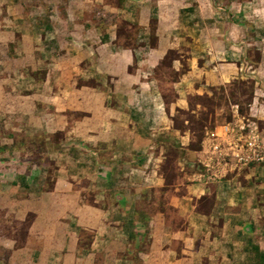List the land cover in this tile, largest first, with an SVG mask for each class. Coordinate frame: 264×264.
<instances>
[{"label": "crops", "instance_id": "obj_1", "mask_svg": "<svg viewBox=\"0 0 264 264\" xmlns=\"http://www.w3.org/2000/svg\"><path fill=\"white\" fill-rule=\"evenodd\" d=\"M48 1L67 9L56 26H43L41 49L67 52L58 61L73 69L70 89L42 99L55 115L46 111L41 129L80 146L67 143L51 157L53 172L13 174L31 189L21 202L35 215L27 240L41 239V263L82 256L94 264L105 250L123 264H264V163L229 167L221 183H194L188 159L201 143L192 149L188 120L175 121L178 111L199 114L190 99L250 82L248 117L263 123L264 143V0ZM58 8L46 11L57 17ZM54 77L44 78L45 92ZM65 111L86 116L68 129ZM149 194L161 205L145 203Z\"/></svg>", "mask_w": 264, "mask_h": 264}, {"label": "rangeland", "instance_id": "obj_2", "mask_svg": "<svg viewBox=\"0 0 264 264\" xmlns=\"http://www.w3.org/2000/svg\"><path fill=\"white\" fill-rule=\"evenodd\" d=\"M55 4L59 6L57 17L52 11H46V8L55 6ZM66 9V4L51 3L48 0H0V264H43L41 262L45 260V258L40 256V249L43 248L40 242L41 239L37 238L33 242L27 240L28 230L34 221L35 215L26 209L21 200L26 198L25 194L31 189L27 188L23 183L19 186L18 183L20 182L13 180V174L22 176L28 173H42V171L44 173L46 171L49 173L53 172L55 166L54 162L50 160L51 157L53 159L54 157H59V152L65 148V144L79 143L77 140L74 142L68 141L64 144V132L55 131L46 134L41 129L45 119L44 113L49 111V114L55 115L51 106L42 102L44 96L51 91L55 92L58 87L71 88V84H68L67 81L72 79V72L69 70L73 69L70 66L73 63L63 64L58 61V58H63L67 52L49 48L41 49L42 44L40 43L43 26L50 21H52V25L56 26L59 14L66 13ZM46 12L47 15L53 14V20L47 19ZM43 19L45 20L43 21ZM249 19L241 18V22L244 23L247 20L249 21ZM53 36L51 35L48 41H54ZM34 47L40 49H35ZM59 73L64 78L60 82H55L56 77L54 76ZM47 74L50 77H54V79L47 85L48 92L46 86L45 92L41 85ZM65 78L66 83L64 82ZM233 84L228 85L223 93L220 92L224 98H218L220 95L215 98L216 103L220 104V107L215 108L216 111L220 109L219 112L215 111L214 113L213 111L211 113V104L205 98L190 99V107H193V105L201 107L196 117L198 119L203 117L209 123L201 140L199 156L198 158H189V164L192 165L196 162L200 166L199 159L202 156V142L207 132L213 131L220 125L233 124L237 120H241L244 123L252 122L246 114L242 115L239 113L240 116L237 114L240 119L238 116H234L235 113L233 111L237 110L238 112V107L232 108L233 104L237 103L239 99L243 102L247 101L248 96H240L238 98V96L234 95L237 93L234 92L235 85ZM242 109H240L241 113L243 112ZM59 116V119L66 122L68 129H70V127L74 126L72 125L73 123L84 118L86 114L65 111ZM188 116L194 115L178 111L175 115V121L179 126H182V123L189 119ZM255 124L258 127L263 126L262 122H256ZM77 146L79 147L80 145L77 144ZM83 146L81 145V148H84ZM86 164L83 163V168ZM84 169L87 171L86 173H89L88 167ZM192 169L191 166V172ZM91 172L98 173L96 169ZM227 175L228 173L225 171L219 178H210L201 167V171H198L194 178V183L217 184L221 183ZM84 181L86 182L87 180ZM95 184L93 182L94 186ZM104 186V182L98 183V187H100L98 189L102 190ZM170 196L174 198L173 195ZM85 197L86 200L90 201L89 195L86 194ZM146 197L145 203H151L154 199L158 205L157 202H159L160 196L149 194ZM98 201H100L99 198ZM201 201V199L199 202L197 201L199 205H202L199 206V209H205L210 203L206 202L204 204ZM159 205H161L160 202ZM147 209L148 212H153L152 206ZM170 215L174 216L172 212H170ZM259 232L263 233V229ZM103 234H106V231ZM51 238L49 239L50 242L53 240ZM117 239L124 243L125 235L119 233ZM49 240L46 242V246L50 244ZM27 241L28 244L25 247ZM98 249L100 250L99 247ZM102 254L103 256L99 255L97 259L95 258L94 264L124 263L122 259L111 257L109 252L105 254V250H102ZM50 259L52 260L50 264L58 263V259ZM78 259V264H87L85 263L87 259L85 260L82 256ZM116 260H119V262H116Z\"/></svg>", "mask_w": 264, "mask_h": 264}, {"label": "built area", "instance_id": "obj_3", "mask_svg": "<svg viewBox=\"0 0 264 264\" xmlns=\"http://www.w3.org/2000/svg\"><path fill=\"white\" fill-rule=\"evenodd\" d=\"M200 166L211 178H219L229 167L264 163V143L254 122L237 120L205 134Z\"/></svg>", "mask_w": 264, "mask_h": 264}, {"label": "trees", "instance_id": "obj_4", "mask_svg": "<svg viewBox=\"0 0 264 264\" xmlns=\"http://www.w3.org/2000/svg\"><path fill=\"white\" fill-rule=\"evenodd\" d=\"M235 85V93L237 94H233L238 96V98L240 96H248V100L243 102L242 100H238L237 103H235L237 106H238V112L240 114H246L247 116L249 115L248 112H247V105L248 103L250 102V95L252 93V87H251V83L250 82H242V81H238V82H234ZM223 88L221 89H218V90H214L213 92V95L210 97V99H207L209 100L210 104H211V108L210 110L212 111L211 113H213V111H215V108L217 107H220V104L219 103H216L215 101V98H217V96H219L218 98H224L222 95L223 94H220L224 92V89L222 91ZM239 91V92H238ZM242 93V94H241ZM243 107V109H242ZM243 110V112L241 113V110ZM189 117V116H188ZM208 119V117H207ZM214 121V120H213ZM212 121V123H213ZM188 122H189V127L192 129L193 131V135H194V142L192 143V149H195V150H199L200 149V143H201V140L203 139V136H204V132H205V129L207 128V125H208V121L206 119H204L203 117H201L200 119H198L196 116H190L189 119H188ZM211 123V125H212ZM196 124V126H195ZM214 124V123H213ZM177 127L180 128V126L176 123ZM192 125V126H191ZM192 171L193 172H198V171H201V167L195 162L193 163V166H192Z\"/></svg>", "mask_w": 264, "mask_h": 264}]
</instances>
